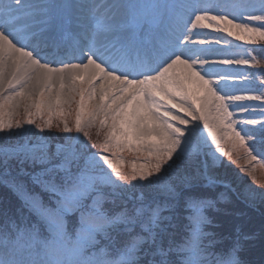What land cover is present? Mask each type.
<instances>
[{"label":"snow or ice","instance_id":"obj_1","mask_svg":"<svg viewBox=\"0 0 264 264\" xmlns=\"http://www.w3.org/2000/svg\"><path fill=\"white\" fill-rule=\"evenodd\" d=\"M229 25L246 34L247 43L264 42V0L202 6L167 0H0V133L22 129L18 134L25 138L23 143L0 146V159L41 166L34 174L25 173L39 191L23 181H5L29 215L4 214L0 264H243L239 232L225 251L217 250V245L226 238L205 230L212 224L206 210L215 208L217 201L192 194L197 177L185 174L177 177L179 183H172L179 162L195 164L207 153L194 140L195 130L173 123L189 121L161 102L180 96L179 106L195 119V100L184 103L190 99L186 85L205 88L204 103L214 98L212 110L219 117L213 123L226 126L239 141L234 150L243 151L249 163L241 170L255 180L253 172L257 166L264 168V160L248 146L253 132L237 131L235 125L260 124L259 131L264 132V120H233L236 109L247 112L256 106L235 105L229 111V102L260 101L264 106V88L259 95H237L227 83L228 70L206 66L261 62L248 50L243 58H214L217 50L193 47L220 43L200 38L204 33L195 30L228 31ZM41 44L71 51L66 58L49 61L47 54H41ZM178 67L182 73H177ZM214 85H220L219 90ZM73 103L78 106L70 123L66 117ZM21 108L25 118L13 119ZM199 118L215 150L231 159L233 150L221 147L222 137L213 123ZM54 127L81 134L99 151L91 152L80 135L65 137L55 153L49 151L48 137L29 142L33 128L43 133ZM93 128L97 137L104 132L102 141H93ZM124 152L144 153L151 159L126 170ZM174 155L176 160L169 164ZM140 188L152 191L145 195L137 192ZM181 200L187 234L178 242L175 220Z\"/></svg>","mask_w":264,"mask_h":264},{"label":"rangeland","instance_id":"obj_2","mask_svg":"<svg viewBox=\"0 0 264 264\" xmlns=\"http://www.w3.org/2000/svg\"><path fill=\"white\" fill-rule=\"evenodd\" d=\"M131 3H147L152 2V0H129ZM258 4L259 0H187L185 2L186 6L189 5H196L199 6L200 4H208V5H239V4ZM184 5V4H183ZM215 11V9H213ZM185 15L188 14L190 8H185ZM228 11L230 12L231 9L229 8ZM211 14H215L212 11ZM231 18V16H229ZM239 22V21H237ZM249 23H256V22H249ZM222 27H224L222 25ZM228 31L234 33V35H229L228 31H217L213 28H206V29H198L197 32L204 33L203 37L200 38H207L211 40H219L220 43L210 44V45H203L202 47H208L215 50L220 51L221 56H235L239 58H243L246 55V51L248 50L251 56H255L257 60L261 63L258 65L248 64H232V65H219L218 68L222 70H228L230 72V78L228 79L227 83L232 86L233 91L237 95H259L260 89L264 88V42H260L258 44H250L247 43L246 34L240 32L239 29H234L230 25L227 26ZM237 36L245 37L243 39H237ZM49 52L47 54V59L49 61H56L59 58H66L68 52H57L53 51L52 49L43 48ZM208 66V65H207ZM210 66V65H209ZM208 66V67H209ZM210 68V67H209ZM177 73H182L181 70H176ZM214 79H218V75H213ZM225 81H221L220 84H224ZM78 100V98H77ZM169 98H164L161 102L166 104L167 107H173L176 105L174 102ZM235 105H251L256 106L255 110L252 108L249 109L247 112H242L239 109H236L232 119L243 121L244 119L248 118H255L258 120H264V111L261 110L262 106L260 101H231L229 103V111H233ZM77 104L73 103L71 106V115L67 116L66 118L69 120L70 123L74 122L75 119V111L77 108ZM67 108V106H65ZM177 111H180L179 107H173ZM131 108L128 109L131 112ZM161 113L164 109L160 110ZM172 114L177 115L176 112H172ZM26 114L21 108L18 113L13 116V119H20L23 120ZM179 116V115H177ZM7 118V117H6ZM39 121V117H34ZM182 118V117H180ZM44 119H47V115H45ZM184 119V118H183ZM189 121L182 129L186 131H193L195 130L194 140L202 145H204V151L207 155H201L195 164H190L188 162H179L177 164L176 172L171 177L172 182L179 183L177 177H182L185 174L190 176L197 177L196 179V186L202 185L205 188L204 184H207L209 180H217L227 184V189L232 191L238 197H240L243 201L247 202V204L257 206L258 204H262L264 207V168L257 166L255 171L253 172V176H255V180L252 177L248 176L246 172L242 171L241 169L244 167H249L248 160L245 159V154L243 151H236L235 148L239 147V141L231 135L229 130L224 125L216 126L221 128V135L218 137H222V144L221 147L224 148V151L227 152L229 150L232 151V158L229 159L227 155H223L221 152L216 151V146L212 143L211 138L207 137V144H204V140L202 139L201 135V127L196 125L197 123L194 121L193 118L189 117L186 119ZM219 117L216 114V122H218ZM58 122L54 119V123ZM25 127H30L25 125ZM261 125H250L244 123H237L235 128L237 131L241 129L251 130L254 135V139L248 140V146L253 148L254 154L257 155L258 159L264 160V136L263 132L259 131L261 129ZM95 132H97V128H93ZM91 130V131H92ZM35 135L29 138L30 143L35 142L36 137H48L49 143V151L50 153H55L56 146L58 144H63L65 137L68 135L77 136L80 135L81 140L85 138L81 134H77L75 132L71 134L63 133L58 131L55 127L48 131L41 133L38 130L33 128ZM23 132L22 129H13L12 133H0V146L3 145H14L18 142L23 143L24 137L19 135L18 133ZM106 132V130H105ZM263 133V134H262ZM104 135V132H102ZM244 135V133H241ZM247 140V137H245ZM104 139V137H103ZM150 143H154L155 141H149ZM178 154V153H177ZM122 155L125 157L124 161L122 162V166L126 170L131 169V165L136 163L137 165L144 162L145 159H151V157H147L144 153H132V152H124ZM176 160V155L173 156L172 160L169 161V164L173 163ZM11 161H17L20 163L21 169L17 168V171L21 170L24 173L28 172H38L39 170H34L33 168L36 166H40L39 164H32L30 162L21 163L17 159H10L5 163L3 159H0V166L3 164L9 165ZM238 161V162H235ZM82 163V161H81ZM253 164L256 162L253 161ZM24 164L26 165L27 169L25 168ZM185 165V166H184ZM106 167V166H105ZM165 168L168 165H164ZM9 171V168L6 169ZM110 171V170H109ZM155 179V177H153ZM199 188V187H196ZM213 188V187H210ZM140 192V190H137ZM221 199V198H220ZM224 199V198H223ZM35 221L36 218H31Z\"/></svg>","mask_w":264,"mask_h":264},{"label":"trees","instance_id":"obj_3","mask_svg":"<svg viewBox=\"0 0 264 264\" xmlns=\"http://www.w3.org/2000/svg\"><path fill=\"white\" fill-rule=\"evenodd\" d=\"M91 134L93 141L103 140L104 135L102 133L97 137L96 132L92 130ZM84 142L88 144L91 152L99 151L91 147V142H88L86 139H84ZM21 166L22 165L17 161H11L9 165L3 166V164H1L0 166V223L3 222L5 213L17 218L21 211H23L24 215H29L27 209L23 208L22 200L5 181H23L29 189L39 191V189L32 184L29 175H26L21 170L17 171V168L21 169ZM24 166L27 169L25 164ZM40 167L41 166H36L33 169L40 170ZM7 168H9V171H6ZM35 172L36 171L28 173L34 174ZM172 183L176 184L177 182ZM197 184L199 183H195L192 194L217 201L215 208L206 210V215L212 221V224L207 225L205 228L206 231L217 233L226 238L222 245H217V250L223 248L226 251L232 239L235 238L239 232V234H241L242 244V250L239 255L243 264H260L264 253V207L262 204H258L257 206L247 204V202L243 201L240 197L226 188H203V183L196 186ZM138 190L144 192L145 195H148L152 191L148 188H140ZM222 194L224 199L221 198ZM44 199L47 201V194H44ZM161 199H163V197H161ZM109 207H111V205H109ZM185 215L186 212L184 210L183 200H181L177 205L175 220L177 225V235L175 239L178 242L187 234L184 230V225L187 224V220L184 219ZM30 218H35V216H30ZM243 236H247L249 239L245 240Z\"/></svg>","mask_w":264,"mask_h":264},{"label":"bare ground","instance_id":"obj_4","mask_svg":"<svg viewBox=\"0 0 264 264\" xmlns=\"http://www.w3.org/2000/svg\"><path fill=\"white\" fill-rule=\"evenodd\" d=\"M61 2H77V0H60ZM119 2L121 3H131L129 0H119ZM203 4H200L199 6H202ZM213 12L215 11L212 10ZM195 31H198L195 30ZM15 42V41H14ZM31 43H36L35 41H32ZM42 51H41V54L44 55V54H48L49 52H47V50L43 49L44 46L43 44L40 45ZM193 47H202L200 45H193ZM217 53H218V56L217 57H214V58H219L221 56V53L220 51L217 50ZM209 66V65H208ZM206 66V67H208ZM219 64L217 65H210L209 67L210 68H216V69H220L218 68ZM177 70H181V72H183V69L181 67H178ZM207 78V77H206ZM212 79L213 76H212ZM187 89H188V96L190 97V99H188L186 102L184 103H191L192 102V99L195 100V107L198 109V111L194 114L197 118H193V115H190L188 113V111L182 109L181 106H179V103L181 101V98L180 96H177V98L175 100H172L171 102H174L177 107H179L180 111H177L175 108L173 107H168L172 112H176L177 115H179V117H182L184 119H189V117L193 118L194 121L197 123L196 125L200 126L201 127V135H202V139L205 141L206 140V144H207V137H208V134H207V130L204 129L203 127V120L200 119L199 117L203 116L204 118L208 119L210 123H213V122H216V113L213 112L212 110V105L214 103V98H211L209 97L208 98V103L207 105H205L204 103V100H205V97L208 96V93L206 91L205 88H202L200 87L199 85L197 84H187L186 85ZM214 87L217 88V90H219V87L220 85H214ZM233 90V89H232ZM230 103V102H229ZM174 124H177V126L183 128L185 125H180L178 124L177 121H173ZM213 127H214V131L216 132L217 136L221 135V128L220 127H217L216 126V123H213ZM185 128V127H184ZM151 141V140H150Z\"/></svg>","mask_w":264,"mask_h":264}]
</instances>
